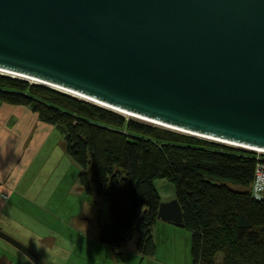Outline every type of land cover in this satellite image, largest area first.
I'll use <instances>...</instances> for the list:
<instances>
[{"label": "water", "instance_id": "obj_1", "mask_svg": "<svg viewBox=\"0 0 264 264\" xmlns=\"http://www.w3.org/2000/svg\"><path fill=\"white\" fill-rule=\"evenodd\" d=\"M0 70L264 150V0H0ZM158 219L185 225L177 199Z\"/></svg>", "mask_w": 264, "mask_h": 264}, {"label": "trees", "instance_id": "obj_2", "mask_svg": "<svg viewBox=\"0 0 264 264\" xmlns=\"http://www.w3.org/2000/svg\"><path fill=\"white\" fill-rule=\"evenodd\" d=\"M0 100L31 107L41 122L60 129L66 152L81 167L82 188L108 203L101 242L120 249L137 235L138 251L154 254L160 179L174 187L194 264H264V197L252 194L263 154L126 119L1 74Z\"/></svg>", "mask_w": 264, "mask_h": 264}, {"label": "rangeland", "instance_id": "obj_3", "mask_svg": "<svg viewBox=\"0 0 264 264\" xmlns=\"http://www.w3.org/2000/svg\"><path fill=\"white\" fill-rule=\"evenodd\" d=\"M80 173L57 126L41 122L31 107L0 100L1 232L47 264H194L191 231L163 221L152 232L153 255L138 251L137 235L120 249L101 242L99 227L108 221V203L82 188ZM155 186L162 203L175 199L168 181L158 179ZM1 253L14 264L25 259L0 238Z\"/></svg>", "mask_w": 264, "mask_h": 264}, {"label": "bare ground", "instance_id": "obj_4", "mask_svg": "<svg viewBox=\"0 0 264 264\" xmlns=\"http://www.w3.org/2000/svg\"><path fill=\"white\" fill-rule=\"evenodd\" d=\"M0 74L4 75V76L12 77V78L20 79V80H25V81L31 82L33 84H38V85L49 87V88H51L53 90H56L58 92L70 95V96L75 97L77 99H80V100H83V101H87L89 103L95 104V105L100 106L102 108H105L107 110L113 111V112H115L117 114H120L121 116L130 117L132 119L134 118V119H137L139 121H143L145 123H148V124H151V125H155V126H159V127L165 128V129L173 130V131L185 134V135H189V136H193V137L209 140V141H212V142H216V143H220V144H224V145H228V146H232V147L242 148V149H246V150H250V151L252 150L254 152L264 154V150H261V149H255V148H251V147H248V146H242V145L226 142V141L215 139V138H209V137L200 136V135L193 134V133H190V132H186V131H183V130H178L176 128H171V127H168V126H166L164 124H161V123L149 120V119L141 118L139 116H135V115L130 114L128 112H125L123 110H119V109H116V108H113V107L98 103V102H96V101H94V100H92V99H90V98H88L86 96L80 95L78 93H75V92H72V91H69V90H65L63 88H60V87H57V86H53V85H50V84H47V83H44V82H41V81H38L36 79L27 77V76L15 74V73L8 72V71H3V70H0Z\"/></svg>", "mask_w": 264, "mask_h": 264}, {"label": "built area", "instance_id": "obj_5", "mask_svg": "<svg viewBox=\"0 0 264 264\" xmlns=\"http://www.w3.org/2000/svg\"><path fill=\"white\" fill-rule=\"evenodd\" d=\"M262 159L258 157L259 163L256 167L255 179L252 186V194L258 198L264 197V161Z\"/></svg>", "mask_w": 264, "mask_h": 264}, {"label": "flooded vegetation", "instance_id": "obj_6", "mask_svg": "<svg viewBox=\"0 0 264 264\" xmlns=\"http://www.w3.org/2000/svg\"><path fill=\"white\" fill-rule=\"evenodd\" d=\"M22 253V252H21ZM23 254V253H22ZM1 256H5L4 257V259H5V261L7 262V263H10V264H14V261L11 259V258H9V256L7 255V254H5V253H1L0 254V257ZM23 258H25V259H21L20 261H19V263H17V264H34L28 257H26L25 255H23L22 256ZM43 261V260H42ZM44 262V261H43ZM45 263V262H44ZM45 264H47V263H45Z\"/></svg>", "mask_w": 264, "mask_h": 264}, {"label": "crops", "instance_id": "obj_7", "mask_svg": "<svg viewBox=\"0 0 264 264\" xmlns=\"http://www.w3.org/2000/svg\"><path fill=\"white\" fill-rule=\"evenodd\" d=\"M35 116H32V120H34Z\"/></svg>", "mask_w": 264, "mask_h": 264}]
</instances>
